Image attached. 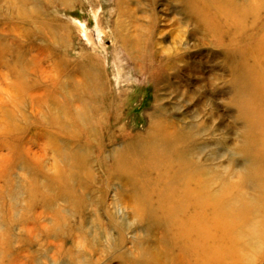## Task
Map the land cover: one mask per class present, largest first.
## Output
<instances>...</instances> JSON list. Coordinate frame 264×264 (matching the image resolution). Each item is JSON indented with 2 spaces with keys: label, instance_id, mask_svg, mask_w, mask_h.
Masks as SVG:
<instances>
[{
  "label": "rangeland",
  "instance_id": "rangeland-1",
  "mask_svg": "<svg viewBox=\"0 0 264 264\" xmlns=\"http://www.w3.org/2000/svg\"><path fill=\"white\" fill-rule=\"evenodd\" d=\"M230 1L206 25L205 0H0V264H159L200 170L254 213L233 261L264 264V128L247 107L250 85L264 93V0ZM84 78L88 118L64 125ZM119 151L132 162L114 166Z\"/></svg>",
  "mask_w": 264,
  "mask_h": 264
},
{
  "label": "bare ground",
  "instance_id": "bare-ground-1",
  "mask_svg": "<svg viewBox=\"0 0 264 264\" xmlns=\"http://www.w3.org/2000/svg\"><path fill=\"white\" fill-rule=\"evenodd\" d=\"M225 0H205V4L202 7H197L195 6V12H199L197 17H198V22H202L207 25V23L210 22L211 17H209V12L213 9L217 13L216 14H221L224 16V14L228 15L230 11H225L223 3ZM254 5H257L256 0ZM263 1V0H262ZM200 2V1H199ZM201 3V2H200ZM204 3V2H203ZM227 5H233L230 0H226ZM234 3V2H233ZM239 3V2H238ZM241 3V2H240ZM249 3V2H248ZM247 3V6H248ZM244 4V3H243ZM226 5V6H227ZM240 5V4H238ZM259 5V4H258ZM234 6V5H233ZM237 6V5H236ZM242 6V5H241ZM246 6V5H245ZM253 6V5H252ZM190 7V6H189ZM229 7V6H228ZM249 7V6H248ZM227 8V7H226ZM239 8V7H238ZM258 8V6H257ZM242 9V8H241ZM237 10V9H236ZM244 10H247L244 8ZM243 11V10H242ZM241 11V12H242ZM256 11V10H255ZM254 11V12H255ZM240 12V13H241ZM257 11L256 13H258ZM228 13V14H227ZM245 13V11H243ZM212 14V13H210ZM236 14V13H235ZM230 15V14H229ZM196 16V14H195ZM214 16V14H213ZM238 16V15H237ZM236 16V17H237ZM191 17V16H190ZM189 17V18H190ZM194 17V16H193ZM246 17V15L244 16ZM250 17V16H249ZM252 17V16H251ZM196 18V17H195ZM213 18V17H212ZM215 18V17H214ZM228 19H230L227 16ZM254 18V17H253ZM216 19V18H215ZM247 19V18H245ZM255 19V18H254ZM185 20V19H184ZM215 21V20H214ZM233 21V19H232ZM255 21V20H254ZM185 22V21H184ZM213 23V22H212ZM229 23V22H228ZM232 23V22H231ZM240 23V22H239ZM244 23V22H243ZM252 23V22H251ZM256 23V22H255ZM235 24V23H234ZM197 25V24H196ZM253 25V24H252ZM195 26V24H194ZM198 26V25H197ZM196 26V27H197ZM245 26V25H244ZM212 27V26H211ZM243 27V26H242ZM241 27V28H242ZM222 28V26H221ZM225 28V26H224ZM216 31V30H215ZM238 30V27L236 29ZM217 32V31H216ZM209 33H213L209 32ZM215 33V32H214ZM213 33V34H214ZM222 33V32H221ZM220 33V34H221ZM238 33V32H237ZM219 36V35H218ZM218 41V39H214ZM251 40V39H249ZM248 40V41H249ZM264 41V39H262ZM208 41V40H207ZM206 42V41H205ZM219 42V41H218ZM207 43V42H206ZM238 43V42H237ZM180 44V43H179ZM262 44V43H261ZM245 46V45H244ZM253 46V45H251ZM260 46V45H258ZM179 47V46H178ZM232 49V47H231ZM234 50V49H233ZM253 51V52H252ZM256 51V50H255ZM254 50H251L252 52L251 56L254 57L253 60L255 63H258L260 60L259 57H262V54L256 55ZM233 52V51H231ZM226 53V51H225ZM234 53V52H233ZM245 54V53H244ZM243 54V55H244ZM232 55V54H230ZM229 55V56H230ZM246 55V54H245ZM239 56V55H238ZM233 57V56H232ZM242 57V56H241ZM231 58V56H230ZM245 60V59H244ZM230 61V60H229ZM238 62V61H234ZM241 60L239 61V63ZM225 65V61L223 62ZM232 63V62H231ZM242 63V62H241ZM241 63L239 65H241ZM253 63V62H252ZM262 64V63H261ZM243 65V64H242ZM250 65V64H249ZM258 65V64H257ZM231 66V65H230ZM253 66V65H252ZM226 67V66H225ZM246 67V66H245ZM260 67V66H259ZM258 67V68H259ZM264 67V63H263ZM223 68V66H222ZM236 68V67H235ZM234 68V69H235ZM250 68V67H249ZM239 69V68H238ZM241 69V68H240ZM264 69V68H263ZM229 70V69H228ZM231 70V69H230ZM244 70V69H243ZM232 71V70H231ZM236 71V70H235ZM242 71V70H241ZM240 72V71H239ZM238 72V73H239ZM244 72V71H242ZM230 73V72H229ZM233 73V71H232ZM245 73V72H244ZM247 73V72H246ZM256 74V73H255ZM248 75V74H247ZM263 75V74H262ZM261 75V76H262ZM243 76V74H242ZM240 77V76H239ZM244 77V76H243ZM249 78V76H247ZM254 78V77H253ZM244 79V78H243ZM242 80V78L240 79ZM84 82H82L80 85L73 86V90L70 92V99H66V107L64 109L66 115V119L64 122V125L67 124L69 121L75 125H81L82 122L85 120L87 117L86 111L84 110V105L85 101L83 99V96L86 98L88 97L89 99H94L89 86L86 84V78L83 79ZM247 81V80H246ZM263 81V80H262ZM240 82V81H239ZM254 83V82H253ZM262 83V82H261ZM262 85V84H261ZM237 86V85H236ZM249 92L252 94V98L250 103H248L247 107L251 113H254L253 115L251 114V126L256 128H264V93L260 95H256L258 91H256L255 87L253 85H250L248 88ZM262 89V88H261ZM260 89V90H261ZM88 90L90 94L88 93ZM245 92V91H244ZM74 93V94H73ZM67 94V92H65ZM67 97V96H66ZM72 98H74L72 100ZM82 104L83 106L81 109L78 111L72 108V103L73 102H78ZM245 107V106H244ZM71 111L70 113H67L68 110ZM87 109V107H86ZM257 114V115H255ZM54 122L59 123L60 119L55 118ZM69 120V121H68ZM167 121V120H166ZM167 123V122H166ZM167 127L174 129L177 128L178 126H174L171 123L166 124ZM197 125V124H196ZM193 126V125H192ZM198 126V125H197ZM187 127V126H186ZM195 127V126H194ZM202 128L201 126H198ZM209 127V126H208ZM207 127V129H208ZM166 128V127H165ZM197 128V127H196ZM183 129V128H182ZM190 129V128H189ZM192 129V128H191ZM194 129V128H193ZM179 130V129H178ZM195 130V129H194ZM205 130V129H204ZM197 131V130H196ZM199 131V130H198ZM264 131V130H263ZM152 132V131H151ZM162 132V130H161ZM190 132V131H189ZM201 132V131H200ZM206 132V131H204ZM155 133V132H154ZM153 133V135H154ZM171 131L165 132V135L168 136ZM173 133V132H172ZM149 134V133H148ZM200 136V135H199ZM262 136L264 137V133H262ZM164 138V137H163ZM194 138V137H193ZM197 138V137H196ZM191 140V138H188ZM195 139V138H194ZM163 141V140H162ZM165 141V140H164ZM264 142V140H263ZM158 144V143H157ZM156 142H154L153 147L156 148ZM163 144V143H162ZM164 145V144H163ZM182 145V143H181ZM127 147L131 146V141H127ZM175 146V145H174ZM202 146V145H201ZM165 147V146H164ZM177 147V146H176ZM140 148V146H139ZM167 148V147H166ZM162 149V148H161ZM255 149V148H254ZM176 150V148H175ZM256 151V150H255ZM160 152V151H159ZM154 153V152H153ZM195 154V153H194ZM264 154V152H263ZM156 155V154H155ZM180 155V154H179ZM178 155V156H179ZM255 155V154H254ZM260 155V154H259ZM177 156V157H178ZM115 159V164L114 166L120 165L121 163H129L132 162V155L123 153V151H119L114 155ZM158 157V156H157ZM192 157V156H190ZM196 157H198L196 155ZM259 157L256 155V158ZM150 158V157H149ZM167 158V157H166ZM173 158V157H171ZM167 160V159H166ZM182 160V159H181ZM186 159H183V161ZM195 160V159H194ZM196 160H198L196 158ZM192 162V160H191ZM191 162H189L191 164ZM149 163V162H148ZM150 164V163H149ZM167 164V163H166ZM181 164V163H180ZM200 165V164H199ZM256 165V164H255ZM175 165L172 167L174 168ZM134 166L131 167L133 169ZM150 167V165H149ZM191 167V165H190ZM171 168V167H169ZM189 168V165H188ZM197 168V167H196ZM209 168V167H208ZM255 169V168H254ZM256 171V169H255ZM258 172V171H257ZM208 172L205 171H198L197 173L194 172L193 175L187 176V179L183 181L180 184L181 188H189L191 185H195L196 188H198V192L194 193L196 201H192L189 206L185 209L184 207V212L182 213V220L177 221V220H167V228L171 229L174 225L179 223L180 225L177 227L176 235L173 237L175 242L169 243L168 241H164V252L162 254L157 253L156 254V261L159 262V264H236L234 260V254L237 249V247H241L239 250L242 248H247L250 243H246V240L248 239V232L245 233L246 229L250 230L251 228L248 226V222L250 219L253 220V214L249 207L245 206L242 204V201H232L228 202V204H221L218 201V196L217 193H212L214 183H210L209 181H206L203 176L207 174ZM222 173V172H221ZM248 173V172H247ZM259 173V172H258ZM175 174V173H174ZM222 175V174H221ZM71 176V174H70ZM212 180V179H211ZM177 181V180H176ZM180 181V180H179ZM228 183V182H227ZM225 185V184H224ZM264 185V184H263ZM162 186V185H161ZM179 186V185H178ZM175 187V186H174ZM195 188V187H194ZM192 189V188H190ZM32 190V189H31ZM173 190V189H172ZM36 191H33V193ZM169 192V191H168ZM174 191H172L173 193ZM185 192V191H184ZM187 193V192H185ZM176 194V193H175ZM170 195L171 200L173 201L172 195ZM177 195V194H176ZM191 195V194H190ZM193 195V194H192ZM186 196V194H185ZM182 197V196H181ZM184 197V196H183ZM185 198V197H184ZM176 199V198H175ZM174 199V200H175ZM178 199V198H177ZM170 200V199H169ZM180 200V198H179ZM262 200V199H261ZM257 202V201H256ZM169 203V202H168ZM207 203V204H205ZM258 203V202H257ZM163 204V203H162ZM171 204V203H170ZM183 204V203H182ZM236 204V205H235ZM166 205V204H165ZM169 205V204H167ZM173 205V204H172ZM188 205V204H187ZM210 206L212 210V216L211 219H208V215L206 216V212L209 210ZM146 206V205H145ZM186 206V205H185ZM264 206V205H263ZM168 208V206H167ZM166 208V209H167ZM174 208V207H173ZM144 209V208H143ZM146 209V208H145ZM157 210V209H156ZM174 210V209H173ZM181 210V209H180ZM168 211V209H167ZM147 213V212H146ZM258 213V212H257ZM256 213V214H257ZM264 214V213H262ZM203 215V216H201ZM145 216V215H144ZM198 216H201V219H198ZM170 217V216H169ZM146 219V217H145ZM150 219V218H149ZM158 221V220H157ZM152 221L151 223H153ZM253 222V221H252ZM256 223V222H255ZM254 224V223H253ZM255 227V225H253ZM163 230V229H162ZM179 230V231H178ZM264 230V229H263ZM154 231V230H153ZM156 231V230H155ZM160 231V230H159ZM161 232V231H160ZM156 234V233H155ZM161 234V233H160ZM168 235V234H167ZM172 237V234L170 235ZM168 236V238L170 237ZM152 237V234H151ZM166 237V236H165ZM163 238V237H162ZM160 238V239H162ZM167 238V239H168ZM246 238V240H244ZM164 239V238H163ZM171 239V238H170ZM162 241V240H161ZM160 242V241H158ZM157 245V244H156ZM158 249V247L161 248V246H155V249ZM175 247V248H174ZM162 250V249H161ZM176 251V253H175ZM156 252V251H155ZM161 252V251H160ZM240 252V251H239ZM237 251V255L239 253ZM247 252V251H246ZM256 252V251H254ZM175 253V254H174ZM250 253V252H249ZM258 253V252H257ZM242 254V252H241ZM243 255V254H242ZM247 256V255H246ZM234 257V258H233ZM250 258L252 257L249 256ZM255 257V256H254ZM240 258V254H239ZM247 258V257H246ZM249 258V259H250ZM255 259V258H253ZM237 260V259H236ZM246 261V260H245ZM249 261L247 260V263ZM254 262V261H253ZM251 262V263H253ZM244 264V263H243ZM246 264V263H245Z\"/></svg>",
  "mask_w": 264,
  "mask_h": 264
}]
</instances>
